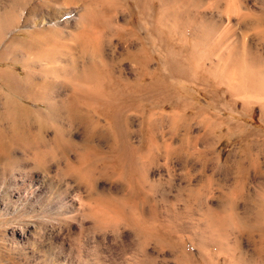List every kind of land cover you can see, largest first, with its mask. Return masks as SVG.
<instances>
[{"label": "rangeland", "instance_id": "obj_1", "mask_svg": "<svg viewBox=\"0 0 264 264\" xmlns=\"http://www.w3.org/2000/svg\"><path fill=\"white\" fill-rule=\"evenodd\" d=\"M219 1L221 2L219 3ZM219 1L180 0V2L175 4L172 3V8L169 6L170 10L179 8L183 13L189 11V13H195L198 17L196 20H187L185 17L174 20L173 17H169L166 20L167 26H165L161 34L160 31L157 35V63H155V67L158 71V75L171 78L173 83L177 82L175 77L182 78L185 79L184 81L187 84L185 90L187 92L184 91L179 94L180 105L172 106L171 103L169 104L160 99H155L156 115L160 116L161 110H167L164 112L167 113L166 118H169H165L164 123L162 122V124L159 123L158 125V129L159 127L160 129H157L155 144L158 141H161V144L155 145L154 151L155 153L157 152V155H155L154 160L157 161L154 163V166L153 164L150 166L152 169L150 172L151 178L157 182V187L153 195L155 201H153L156 210L155 224L158 236H155V233L153 235L155 237L146 239L135 225L122 220L118 214V207L113 205L112 200H120L121 198L123 199L124 196H128L130 194V189L127 187V183L124 182L125 180L121 179V181L117 178V175L112 169L107 176L105 174L102 175V173H97V176L90 181L93 184H91V188L90 185L88 186L80 182H78V184L74 178L64 177L60 174L58 178L65 182L71 192L75 194L79 192V196H83L85 199L94 194L95 197H99L102 201V205L98 210L102 215L96 217V215L90 214L91 212L89 210L91 208L89 207L88 210V206H86L84 207L85 209L83 208V210L73 216H62L60 220L54 224L55 226L48 225L42 230L31 229L25 232V227L22 224L10 223V215L8 213H10L15 206L16 199L10 193V196L5 194L2 200L0 199V264H69V260L73 261L72 264L264 263L263 261L261 262L263 257L259 251V247L261 246V235L262 233L264 235V220L261 218L263 217L262 213L264 214V114L261 113V108L258 105L264 102V96L263 92L258 93L261 94L260 96L256 94V96H258L255 97L256 102H260L255 103L254 97L250 99V93L244 91L245 95L244 92L240 91L241 89L243 90V88L240 89L241 83H246L248 78V81H252L256 85H260V83L264 81V0H233L235 1L233 2L234 4H231L232 2L230 3L231 0ZM13 2L18 6L17 8L22 11L16 10V14L10 15L14 16L13 18L9 17L11 20H8V16L1 18L2 22H4L3 19L7 18V22L5 21L3 24L5 26L9 24L10 27L5 30H0V123L3 122L0 124V131L3 133L1 134L0 132V139L2 138L1 140H3L2 143L0 140V154L2 153V156H0V172L12 169L16 170L20 167L18 166L19 164H25L32 168L37 167L36 169L39 170H50L52 173L56 174L58 162L64 160L62 151L68 152L71 159H77V154L73 150L64 147L62 150L60 149L61 151H54L53 154L47 155L44 159H41L38 154H33V152L35 151L34 153H36L37 150L39 151V146L44 147L45 141L50 142L59 126L63 127L62 135L66 139L72 136L76 141H81L84 138V133H82L83 131L77 125L71 122L67 113L68 106L66 105L65 107L64 104L66 102L65 97L68 88L66 87L67 84L63 77L58 76L54 71H50V65L46 64L45 59H43L45 54L42 49H38L34 44H28L29 36L26 32H22L21 30L26 28V26L22 25V20L26 14V10H23L25 5L23 7L22 2L24 3L26 0H0V13L5 14L4 11L9 9ZM58 2L66 4L71 8L80 6L79 0H58ZM216 2L217 4L219 3L218 6ZM125 5V8H123L126 10L121 11L122 8L120 9L119 18L123 23L126 22L127 19V21H129L128 27L131 28L134 26V22H138L140 14L138 12L133 14L134 3L132 0L126 1ZM218 7H220L221 10ZM253 19H255L256 23ZM17 24L21 26L16 27ZM251 24L255 25L252 27ZM170 25L174 27L173 31L169 30V28H171ZM256 25L259 27H256ZM250 27L252 28L250 29ZM145 35L146 34L143 33V40H146L147 36ZM131 42L113 38V44L111 43L110 46L109 44L107 45L109 57H111V59L118 57L128 48L139 45L140 43L134 44L136 42ZM14 44L16 45L14 46ZM116 44H119L117 48L115 47ZM195 45H198L195 51H201L200 56H202V59L199 60L200 62L198 63L199 69L201 70L200 73L192 75L190 78L173 75L171 66L164 62L162 59L163 56L170 51H180L183 49L181 56L186 59L190 56V52ZM37 50L42 52H38ZM36 51L39 54L36 53ZM37 59H42V66ZM200 64L203 68H200ZM112 66L116 70L123 66L127 72L126 76L131 79L135 77L132 70L133 66L126 60L123 61V63L113 61ZM244 71L246 72V77H244ZM240 72L242 74H239ZM247 72H250V77L247 75ZM48 74L49 76H47ZM51 74H53V77ZM216 77L218 81L215 80ZM30 78L37 79V81L40 82H47L44 91L39 89L40 87L38 88V86L32 87V91L36 93L35 98L44 97L46 101L49 102V107L47 103L40 104L43 107H39L41 112H36L35 108L37 106L34 107L36 103L24 96L28 93L26 81ZM215 82L220 84H215ZM232 84L238 87H234ZM261 85L264 84L262 83ZM65 87L66 91L64 89ZM231 87L233 90H228V88L231 89ZM235 88H238L237 90H239L241 94L239 91L234 90ZM176 90L177 89H175V92ZM230 91L233 93L232 95H230ZM237 92L243 95V97L241 98ZM16 93H18V95H16ZM246 96L249 97V99H247ZM252 98L254 101L251 102ZM258 98L259 100H257ZM16 101H19L18 104ZM13 103L16 104L14 105ZM20 103H22L21 106H19ZM188 103H191L190 106ZM248 103L250 104L249 106H247ZM146 104H148L147 100H141L140 108L145 107ZM163 104L166 105L163 106ZM31 105L33 106L32 108ZM182 105L186 106L182 107ZM191 105H195V107ZM196 106L199 107L197 108ZM44 107H48V112ZM10 108L12 110L18 108L20 109L19 112L24 111L23 114L26 113V116L19 115V113L16 112L18 109L16 111L15 109L13 110L16 112L14 114L13 111L10 112ZM175 108L177 110L176 113L181 114L184 111L183 114H186L185 117L189 119L187 122L181 121V124L178 123L179 127L173 125V119L170 120L174 115ZM42 112L45 113V116ZM199 112L200 114H198ZM201 112L204 115L202 114L201 116ZM216 114L218 116H216ZM30 115H32L33 120L30 118ZM190 116H192V118ZM19 118L21 119L20 121L24 123L22 126V123L17 120ZM40 118L41 120L39 121L42 122V120H44L43 123L38 121ZM30 119L32 121H30ZM212 119L214 120L211 121ZM217 119L223 121L221 122L219 120L222 126ZM13 120L17 124L15 122L13 123ZM206 120L208 123L210 122V125L207 127L204 125H208ZM33 121L38 122L34 124ZM136 121L135 124L137 127H141L142 122ZM44 122L46 123L44 124ZM211 122H213V127ZM214 122L216 124H214ZM25 123H28V125L26 126ZM234 124L237 129H235ZM2 126L5 128H2ZM23 126H25V128ZM21 127L24 132L21 130ZM203 127L206 128V132ZM14 128H17L15 132ZM26 128H28L29 132ZM43 128L48 130L46 131V129ZM173 129L177 130L174 131ZM31 131L37 134L34 133L32 135ZM48 131L50 132L48 133ZM173 131L175 133H173ZM207 131L208 134L211 132L210 136L206 135ZM234 131L235 134L233 133ZM25 132L26 134H24ZM202 135L206 138L208 136V138H204L205 140H203ZM10 137L12 138L10 139ZM42 137L45 138H43L45 141ZM217 137L220 138L218 139ZM210 140L216 143L209 142ZM14 141L16 142L14 143ZM135 141L143 143L145 137L139 133L136 135ZM5 142L6 144L8 143V145H6ZM31 142L34 143V145H32ZM37 143L40 145H37ZM2 144L4 146H2ZM144 144H142L144 146L142 153L144 154L141 160H147L149 158L147 155L148 145L145 142ZM166 146L169 147L167 148ZM29 147H31V150ZM43 147L42 149L40 148V150L44 151L45 148ZM32 148H34L33 152ZM180 151H182V155ZM5 153L9 156L7 154L6 156ZM41 160H47L48 163L43 164ZM184 160L188 161L185 162ZM194 160H198L199 162H194ZM205 160H209L207 168ZM238 160H259L262 166V172L252 169L246 176V173L239 169L240 165ZM9 161L10 166L8 165ZM182 162L185 163L183 164ZM190 164L191 166L188 167ZM227 164L229 166H227ZM245 164H247V162ZM223 168H226L225 171ZM200 169H202V171ZM259 173H261V175ZM197 191L202 195L200 193L201 196L196 195L198 194ZM189 195L192 196L191 199ZM199 196L200 198L202 197L206 204L201 201L202 199H199ZM184 197L186 198L181 200V198L183 199ZM187 198L190 203L188 201L186 202ZM231 198H236V203L233 202L234 200H231ZM107 201L109 202V207L107 206ZM89 202L95 205V202ZM225 203L227 206H225ZM230 203H235V205H237H234V207L233 205L228 206ZM261 203H263V206H261ZM130 204L127 211H131L135 208V204L132 202H130ZM149 210V203H143L145 215L149 216L151 214L152 211L150 212ZM136 211L138 212V210ZM216 211L219 216L216 214ZM212 213L215 215H212ZM206 214L212 216L208 217ZM225 215H231V218L234 217L233 221L231 222L232 219L230 217V220H228ZM157 216L160 220H158ZM220 216L222 218H220ZM258 217L263 221H260ZM99 218L104 221L100 222ZM207 218H211V221ZM216 219L218 220L217 225L216 221H214ZM207 221L211 222L209 223L211 226L207 224ZM228 221L230 223L227 225L226 223H228ZM100 223H103L102 226H100ZM214 223L218 227L212 229L211 227H213L212 224ZM172 224H174V226ZM167 226L169 230L164 228ZM169 227L172 228L173 232L176 230V233H173ZM174 228L175 230H173ZM168 231L170 233L172 232L174 236V239H172L173 241H169L167 236ZM191 233L195 238L193 242L191 237L188 236V234ZM24 235H26L27 238L24 239ZM180 237L183 238L180 239ZM198 241L203 242L205 254H202L201 250L198 249ZM182 242L185 244L183 245ZM193 244L195 246H193ZM184 248H186V250ZM234 258L238 263L232 261Z\"/></svg>", "mask_w": 264, "mask_h": 264}, {"label": "bare ground", "instance_id": "obj_2", "mask_svg": "<svg viewBox=\"0 0 264 264\" xmlns=\"http://www.w3.org/2000/svg\"><path fill=\"white\" fill-rule=\"evenodd\" d=\"M126 1H129V0H79L80 6H78L77 8L76 7L71 8V7L67 6L66 4L59 3L58 0H26V2H24V3L22 2L23 7L25 5L24 9L23 8L22 9L24 11L26 10V14L24 12V14H25L24 19L22 20L23 24L21 22L20 23L23 26H26V28L21 29V30H22V32H26L28 34V36H29L28 44H34L38 49H42V51L45 54V57H43V59H45L46 64L50 65L49 66L50 71H54V73H56L58 76L63 77L65 83L67 84L66 87L68 88V92L66 93V97H65L66 102L64 105H65V107H66V105L68 106L67 107L68 108L67 113L69 115L71 122L73 124L77 125L83 131L82 133H84V138L82 137L83 139L81 141H76L72 136H70L69 138L66 139L62 135L63 127L59 126V127H57L55 133L53 134L54 135L53 139L50 142H48V141L46 142L44 140L45 138L42 137V139L44 138L43 140L45 141L44 147L42 146L43 148H45L44 151L40 150V148L42 149V147L39 146L40 152L37 149H35V150H37V152L34 153L35 152L33 150L34 148H32V152L34 151L33 154H36V155L38 154L41 159H44L47 155L53 154L54 151H59L60 149L62 150L64 147L70 148L71 150H73L77 154V159L73 160L69 157L68 152L62 151V154L64 155V160H62V161L60 160V162H58L59 164H58L56 174L52 173L50 170L49 171L39 170V169H36L37 167L32 168V167H29L25 164H22V165L19 164L18 166H20V167L16 170L12 169V170H5V171L0 172V199L2 200V197H4L5 194L9 195V193L14 196V198L16 199V204L13 207L12 211L10 213H8L10 215L9 216L10 223L11 224H14V223L22 224L25 227V232H28L31 229L32 230H42L45 226L47 227L48 225L55 226L54 224L57 223L62 216H65V217L73 216L76 213H79L81 210H83V208L86 206H88V210H89V207L91 208L89 210L91 212L90 214H94V215H96V217H99L100 215H102L99 213V210H98V209H100V207L102 205V201L99 197H95L94 196L95 194L93 193L94 195H91L85 199V197L79 196V192H78V194L71 192L69 190L68 186L65 184V182L62 181L61 179H59L58 177L60 174H62L64 177L74 178L77 181V183L80 182L83 184L85 183L88 186L90 185V188H91L92 183L90 181L95 176H97V173H102V175L105 174L107 176V175H109V173L112 169L115 172V174L117 175V178H119L120 180L121 179L125 180L124 182L127 183V187H129V189H130V194L128 195L129 197L126 196L127 197L126 198L124 196L123 199L121 198L120 200H118V199L112 200L113 205H116L118 207V214L120 215L122 220H125V221L130 222L133 225H135L138 228L139 232L146 237V239L150 238V237H155L158 234V233H156L157 232L156 231L157 227L155 224V220H156L155 219V211L156 210L154 208V201L155 200L153 198L154 192H155L156 187H157V182L153 178H151L150 172L152 169L150 168V166L152 164L154 166V163H156V161H157V160H154L155 155H157L156 154L157 152L155 153V151H154V147L156 144H161L160 143L161 141H158L159 143L157 142L155 144L156 139H157L156 132L160 129V127L158 129L159 123H161V124H162V122L164 123V120L167 117V113H165L167 110L166 111L164 110L165 112L163 110H161V112L159 111L160 116H157L156 111H155V109H156L155 108L156 107L155 99H160L161 101H164L165 103H169V104L171 103L172 106L173 105H175V106L180 105L181 102L179 101L180 100L179 94L183 93L186 90L187 84L184 81L185 79H182V78H176L175 77V80L177 82L173 83L171 81V78L165 77L163 75L162 76L158 75V71L155 67V63H157V51H156L157 35L160 31H161L160 32V34H161L162 31L165 29V26H167L166 20L169 17H173L174 20L181 19L182 17H185L187 20H196L198 16L195 13L194 14L189 13V11H186L183 13L179 10V8L174 9V10L169 9V6H171V8H172V3L175 4L177 2H180V0H132L134 3L133 14H135V12H138L140 14L139 15L140 18H139L138 22H136V23L134 22L133 27L129 28L128 27L129 21H127V19H126V22L123 23V22H121V19L119 18L120 9L121 8L123 9V10L121 9V11L126 10V9H124L126 6L125 5ZM220 2L221 1H219V3ZM233 2H235V1H233V0L230 1L231 4H234ZM218 4L216 2L217 6H218ZM231 6H230V8H231ZM17 7L18 6L15 5L13 2L11 7L4 11L5 14L0 13V19L5 18L6 16H8L7 18H9V17L13 18L14 16H10V15L17 12L16 10H21ZM218 8L221 10L220 7H218ZM22 14H23V12H22ZM18 17H19V15H18ZM10 18L8 20H11ZM6 19H3L4 22H2V19L0 20V30H5L6 28L10 27L9 24H8V26H5L3 24V23H5ZM253 20L255 21V19H253ZM254 21H253V23H254ZM257 22H258V20H257ZM255 23H256V21H255ZM259 24H261V23H259ZM254 25L255 24H253L252 27ZM257 25H256V27H259ZM20 26H21L20 24L16 25V27H20ZM170 26H171V28H169V30L173 31L174 27L172 25H170ZM252 27H250V29ZM143 33H145L146 34L145 36H147L146 40H143V38H144ZM199 34H201V33H199ZM113 38H118L119 40H124L125 42L126 41L131 42V40H132L131 43L136 42L134 44H137L139 42L140 43H139V45H134V47L128 48L124 53H121L120 56L114 57L113 59H111V57H109V53L107 51V49H108L107 45L109 44V46H110L111 43L113 44ZM15 45L16 44H14V46ZM118 45L119 44H116L115 47L117 48ZM197 46L195 45V47L190 52L191 53L190 56H188V58H186V59L182 58V56H181V52L183 49L180 51H176V50L170 51L165 56H163L162 59L164 60V62L168 63L171 66L173 75H177V76L185 77V78H190L192 75H196V74L200 73L201 70L199 69L198 63L200 62L199 60L202 59V56H200L201 51H199V52L195 51ZM37 51H36V53L42 52V51H38V52ZM125 60L128 61L129 63H131V65L133 66L132 70H133V74L135 75V77L132 79L130 77L126 76L127 72L125 71V67L122 66V67H119L118 70H116L112 66L113 61L123 63V61H125ZM37 61L41 64L42 59H40V60L37 59ZM41 66H42V64H41ZM200 66H201V64H200ZM200 68H203V67L201 66ZM246 70H250V69H246ZM243 73H244V77H246L245 76L246 72L244 71ZM249 73L247 74L248 76H249ZM239 74H242V73L240 72ZM252 74H255V73H252ZM52 75L53 74H51V76ZM47 76H49V74ZM58 79H59V77H58ZM193 79H195V78H193ZM217 79L218 78L216 77L215 80H217ZM226 79H229V78H226ZM27 80L28 81H26L27 82L26 87L28 88V93L25 94L24 96L27 99H31V101H34L36 103V105H34V107L35 106L38 107V108L37 107L35 108L36 112L37 111L41 112L39 107H41V108H43V107L40 104H46L47 103L48 107H49V102L46 101V98H44V97L35 98L36 93H34L32 91V89H33L32 87L38 86V88L40 87L39 89L44 91L46 89L47 82H40L34 78H30ZM248 80H249V78H248ZM248 80L244 84L241 83L240 89L243 88V90L241 89L240 91H242V92L246 91L247 93H250V99H251V97L255 98V97L260 96L261 94H258L260 92H263V96H264V85H261L262 83L264 84V81L261 82L260 85H256L254 82L248 81ZM49 81H50V79H49ZM243 81H244V78H243ZM16 82H18V81H16ZM61 82H62V80H61ZM257 82H259V81H257ZM216 83H218V82H215V84ZM59 84H60V82H59ZM218 84H220V83H218ZM15 85H16V83H15ZM49 85H50V83H49ZM230 86H229V88H230ZM232 86H234V85L232 84ZM22 87H23V85H22ZM49 87H51V86H49ZM66 87L64 88L65 91H66ZM234 87H238V86L236 85ZM11 88H12V86H11ZM229 88H228V90H233L232 87H231V89H229ZM49 89H51V88H49ZM175 89H177L176 92H175ZM237 89L238 88H235L234 90H237ZM61 91H62V89H61ZM212 91H214V90H212ZM237 91H239V90H237ZM240 91H239V93H240ZM14 92H17V91H14ZM185 92H187V91H185ZM230 93H231V91H230ZM232 94L233 93H231L230 95H232ZM244 94H245V92H244ZM256 94L258 96H256ZM16 95H18V93H16ZM216 95H217V92H216ZM240 96H241V98L243 97V95H240ZM32 97H34V98H32ZM235 97H236V95H235ZM232 98L234 99L233 96H232ZM246 98L249 99V97H247V96H246ZM141 100H147V102H148V104H146L145 107H143V108H140ZM257 100H259V98ZM19 101L23 102L21 100H19ZM19 101H16L17 104ZM252 101H254L253 98H252L251 102ZM254 102L259 103L260 101L256 102V98H255ZM161 103H163V102H161ZM249 103H250V100H249ZM249 103L247 104V106H249L251 104V103L250 104ZM21 104L22 103H20L19 106H21ZM190 104H189V106H190ZM165 105L166 104H163V106H165ZM214 105H216V104H214ZM258 105L261 108V111H262L261 113L264 114V102L263 103L261 102L262 106L260 104H258ZM183 106L185 107L186 105H182V107ZM191 106L195 107V105H191ZM15 107H17V106H15ZM23 107L25 108L24 105H23ZM32 107L33 106L31 105V108ZM52 107H53V105H52ZM158 107L161 108L160 106H158ZM24 108H22V109H24ZM45 108L46 107H44V109ZM47 108H46V110H47ZM163 108H165V107H163ZM17 109H15V111ZM13 110L11 109L10 112H12ZM19 111H20V109H18V111H16L17 113H19V115H21V116L24 115V117L26 116V113L23 114L24 113L23 110H22L23 112H19ZM176 111L177 110L175 108V112L173 110L174 115L170 120L173 119V125H177V127H179L178 125L181 124L180 123L181 121L187 122V120H189V119L187 117H185L186 114H183L184 111L181 114L176 113ZM16 112H14V114ZM43 112H44V110H43ZM47 112H48V110H47ZM197 112H198V110H197ZM10 114H12V113H10ZM44 114L45 113H43V115ZM170 114H171V112H170ZM170 114H169V117H170ZM198 114H200V112ZM202 114L203 113L201 112V116H202ZM36 115H37V113H36ZM187 115H190V114H187ZM207 115H206V117H207ZM30 116H31L30 118L32 119V115H30ZM216 116H218V115L216 114ZM12 117H13V115H12ZM24 117H23V119H24ZM36 117H34V118H36ZM190 117L192 118V116H190ZM31 119H30V121L33 120V119L32 120ZM166 119H169V118H166ZM204 119H201V120L205 121ZM17 120L20 121L21 119L19 118ZM39 120H41V118L38 119V121ZM136 120L142 122L141 127H137V125L135 124ZM213 120L214 119H212L211 121H213ZM27 121H29V120H27ZM38 121H35V122H38ZM43 121L44 120H42V122L41 121H39V122L43 123ZM220 121L223 122L222 120H220ZM14 122L15 121L13 120V123ZM35 122L33 121L34 124H35ZM206 122L208 123L207 120H206ZM221 122H220V124L222 126ZM1 123H3V122H1ZM45 123L46 122H44V124ZM209 123H208V125L207 124H204V125H206V127H207L210 125ZM212 123L213 122H211V125H212ZM23 124L24 123H22L21 126ZM34 124H33V126H34ZM44 124H42V125H44ZM185 124H187V123H185ZM214 124H216V123L214 122ZM27 125H28V123L26 124V126ZM40 125H38V126H40ZM46 125H48V124H46ZM75 125H74V127H75ZM3 126H2V128H5ZM180 126H182V125H180ZM189 126H190V123H189ZM0 127H1V125H0ZM9 127H12V126H9ZM23 127L25 128V126H23ZM183 127H186V126H183ZM212 127H213V125H212ZM234 127H235V124H234ZM19 128H20V126H19ZM31 128H33V127H31ZM39 128H41V127H39ZM175 128H176V126H175ZM15 129L17 130V128H14V132H15ZM26 129L28 131V128H26ZM38 129H37V131H38ZM43 129H46V128H43ZM235 129H237V128L235 127ZM21 130H22V127H21ZM47 130L48 129H46V131ZM173 130L175 131L177 129H173ZM204 130L206 132V128H204ZM22 131H21V133H22ZM32 131H33V129H32ZM174 131H173V133H175ZM0 132H1V134H3L2 131H0ZM49 132L50 131H48V133ZM34 133L37 134L36 132H32V135ZM139 133H141L145 137L144 142L148 145L147 146L148 147L147 155L149 157L148 158L149 160L148 159L147 160L146 159L141 160V158H143L142 156L144 154V153H142V149L144 147L142 144H144V142L138 143L135 141V137ZM210 133L211 132H209V134H208V131H207L206 135L210 136ZM233 133L235 134V131ZM10 134H11V132H10ZM24 134H26V132ZM202 134H203V132H202ZM7 136H9V135H7ZM208 136H207V138H208ZM11 138L12 137H10V139ZM19 138H20V136H19ZM26 138H27V136H26ZM32 138H33V136H32ZM34 138H35V136H34ZM204 138L207 139L206 137L203 136V140H205ZM212 138H213V135H212ZM2 141L3 140H1V143H2ZM6 142H5V144H6ZM15 142L16 141H14V143ZM209 142H213V141L210 140ZM8 143H9V141H8ZM8 143L6 145H8ZM25 143H26V141H25ZM40 143H41V141H40ZM213 143L215 144L216 142H213ZM3 144H2V146H4ZM38 144L39 143H37V145ZM32 145H34V143H32ZM31 147H33V146H31ZM31 147H29L30 150H31ZM166 147L168 148L169 146H166ZM1 152H3V151H1ZM9 152H10V150H9ZM180 152L182 155V151H180ZM1 154H0V156H2ZM6 154L7 153H5V155ZM30 160H32V159H30ZM10 161L8 162L9 166H10V164H9ZM184 161L186 162L188 160H184ZM195 161L196 160H194V162ZM208 161L209 160H205V164H207ZM216 161H218V160H216ZM238 161H239V165H240L239 169H241L242 172L246 173L245 174L246 176L248 173H250L252 171V169H254L258 172H262L261 171L262 166H261L259 160H238ZM5 162H7V161H5ZM41 162L43 164L48 163L47 160H41ZM178 162H179V160H178ZM185 162H182V163L184 164ZM194 162H192V163H194ZM210 162L212 163L211 160H210ZM246 162H247V164H245ZM200 163H199V165H200ZM219 163H221V162H219ZM155 165H157V164H155ZM190 166H191V164L188 167H190ZM202 166L204 169L203 163H202ZM207 166H208V164L206 165V168H207ZM224 166H225V164H224ZM227 166H229V165L227 164ZM51 167H52V165H51ZM225 169H224V171H225ZM200 170L202 171V169H200ZM239 173H241V172H239ZM259 174L261 175V173H259ZM263 175H264V173H263ZM70 183H71V181H70ZM236 187H238V186H236ZM81 188H82V186H81ZM87 188H89V187H87ZM199 193L200 192H198V194H196V195L201 194V193L200 194ZM193 194H194V192H193ZM189 196H188V198H189ZM200 196H199V199H202V197L200 198ZM185 198L186 197H184L183 199L181 198V200H184ZM188 198H187L186 202L188 201ZM191 198H192V196H190V199ZM232 198H231V200H234L233 202H235L236 198L235 199H232ZM89 201L95 202V205L91 204ZM201 201L204 202L203 199ZM236 201H237V199H236ZM130 202L135 204L134 205L135 208L131 211H127V208L129 207ZM143 203H145V204L149 203V205H150L149 211L150 212L152 211V212L149 216L144 214ZM189 203H188V205H189ZM204 203H203V205H204ZM235 203L234 204L230 203V205H228V206L233 205V207H234ZM262 204L263 203H261V206H263ZM193 205H194V203H193ZM107 206L109 207L108 201H107ZM225 206H227V204ZM231 209H233V208H231ZM136 210H138V212ZM225 210H226V208H225ZM209 212H211V211H209ZM218 213H220V212H218ZM216 214H217V211H216ZM212 215H215V214L212 213ZM212 215H207V216L209 217ZM262 215H263V217H261V218H263V220H264V214L262 213ZM203 216H205V215H203ZM232 216H233V213H232ZM229 217L231 218V215L226 216V218L228 220H230ZM101 218H99V220H100V222H103L104 220H102ZM220 218H222V217L220 216ZM226 218H225V221H226ZM233 218H231L232 219L231 222L233 221ZM258 218L260 221H263L260 219V217H258ZM204 219H206V218H204ZM207 219H210V221H211V218H207ZM158 220H160L159 217H158ZM202 220H203V218H202ZM259 220H258V222H259ZM214 221H216V225H217L218 220L216 219ZM222 221H224V220H222ZM207 222H208L207 224L211 223L209 221H207ZM107 223H109V222H107ZM159 223H160V221H159ZM229 223L230 222L228 221V223H226V224L228 225ZM102 224L103 223H100V226H102ZM172 225L174 226V224H172ZM209 225L211 226V224H209ZM212 225H213V227L215 226L214 228L211 227L212 229H215L216 227H218L215 225V223ZM161 226H164V225H161ZM222 226H223V224H222ZM164 228L167 229L168 226L164 227ZM175 228H176V226H175ZM175 228L173 230H175ZM170 229L172 231V228H170ZM202 229H204V228H202ZM167 230H169V229H167ZM175 231L174 232L172 231V232L176 233ZM201 231H203V230H201ZM172 232L171 233L169 231L167 232V236L169 238V241L174 239ZM154 234H155V236H153ZM24 236H25L24 239L27 238L26 235H24ZM188 236L191 237L192 242H193V240H195L192 233L188 234ZM181 238H183V237H180V239ZM260 243H261L260 244L261 246L259 247V251L262 254L261 256L263 257L261 262L262 261L264 262V235H263V233L261 235V242ZM182 244L184 245L185 243L182 242ZM182 244H181V246H182ZM194 244H193V246H195ZM197 245L199 248L198 247H196V248L200 249L202 254H205L203 242L198 241ZM184 249L186 250V248H184ZM229 258H231V257H229ZM234 260H232V261L237 262V260L235 258H234ZM72 263H73V261L69 260V264H72Z\"/></svg>", "mask_w": 264, "mask_h": 264}]
</instances>
